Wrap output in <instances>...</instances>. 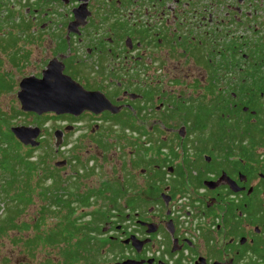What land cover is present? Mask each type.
I'll return each instance as SVG.
<instances>
[{
  "label": "flooded vegetation",
  "instance_id": "obj_1",
  "mask_svg": "<svg viewBox=\"0 0 264 264\" xmlns=\"http://www.w3.org/2000/svg\"><path fill=\"white\" fill-rule=\"evenodd\" d=\"M257 8L264 0H0L9 61L28 58L19 42L31 36L49 47L39 72H0V90L17 98L23 79L55 62L103 108L43 114L60 122L55 152L71 148L53 167L78 166L82 176L76 150L86 140L84 155L100 168L84 176L101 174L103 184L77 194L54 179L53 191L66 192L50 200L62 219L29 248L61 244L53 264H264ZM17 126L6 131L23 147L10 132ZM37 165L21 167L25 179ZM3 225L0 234L11 218Z\"/></svg>",
  "mask_w": 264,
  "mask_h": 264
},
{
  "label": "rangeland",
  "instance_id": "obj_2",
  "mask_svg": "<svg viewBox=\"0 0 264 264\" xmlns=\"http://www.w3.org/2000/svg\"><path fill=\"white\" fill-rule=\"evenodd\" d=\"M263 14L264 8H257V15L262 16ZM19 44L28 57L24 62L19 61L18 64L11 62L8 59V54L0 51V72L9 74L11 78L8 79L10 80H20L24 75L39 72L41 67L37 66L36 62L41 58V55L42 57L46 55V50L49 48L47 43L42 44L43 49L39 48L41 40L40 43L36 42V38L32 36L26 41L19 42ZM26 62L27 64L25 65ZM17 65H21L20 68ZM15 125L41 128L42 138L38 139L40 142L38 148H32L33 150H31L29 147L20 146L19 154L24 158L25 163L36 165V163L41 161L42 165H37L38 169L32 170V173L26 179L24 176L25 171L16 167V173L19 176L18 180H20L17 184L19 186L18 190L24 192L23 197L26 202L15 200L13 197L15 192L13 191L9 192L5 203L0 202V226L6 219L11 218V227L2 228L0 234V264H42L41 262L46 260L53 264L59 254L57 246H61V244L39 245L33 249L27 245L37 235L46 236L51 232H55L57 229L56 224L62 219L61 216L56 218L53 215L57 212V209L50 205V200L53 196L63 197L66 192L62 190L53 191V188L58 186L57 184V186H52L54 179L59 184L61 182L63 190L68 186V192H72L73 188H76L74 192L77 194H84L88 190H92L94 194L98 188L102 187V176L100 174L99 176L85 177L84 174H88L85 173L86 168L90 169L91 167L97 172L100 167L95 168V166H99L100 162L97 161L98 158L95 155L89 157L84 155L88 146L84 145L86 140H83L79 142L80 144L76 150L78 158L83 163L86 162V165L83 166L84 174L82 176V171L78 170L80 169L78 166L71 169L67 166L60 169L54 168V162L63 157L67 158L71 149L67 144L64 148L60 147L58 153L55 152L53 131L59 128L60 122L55 121L49 114L37 117L21 112L15 89L11 92L0 90V129L5 132L10 126ZM77 137L78 135L75 136L74 140H78ZM70 140L67 138V142ZM28 154L29 157H27ZM93 159L96 162H92ZM75 170L79 171L80 177L73 174ZM0 183H2L1 179ZM46 196H50L49 199Z\"/></svg>",
  "mask_w": 264,
  "mask_h": 264
},
{
  "label": "water",
  "instance_id": "obj_3",
  "mask_svg": "<svg viewBox=\"0 0 264 264\" xmlns=\"http://www.w3.org/2000/svg\"><path fill=\"white\" fill-rule=\"evenodd\" d=\"M84 6V5H83ZM51 62L40 79L25 78L20 82L17 99L20 110L41 116L45 113L77 115L84 110L98 111L96 93L85 92L78 84L62 74V66ZM95 101V102H94ZM11 134L24 146L36 147L38 127L17 126L10 129ZM61 132H55L57 147ZM59 139V140H58Z\"/></svg>",
  "mask_w": 264,
  "mask_h": 264
},
{
  "label": "trees",
  "instance_id": "obj_4",
  "mask_svg": "<svg viewBox=\"0 0 264 264\" xmlns=\"http://www.w3.org/2000/svg\"><path fill=\"white\" fill-rule=\"evenodd\" d=\"M255 42V45L258 44L259 47L257 51L252 52V54H262V56L259 57V62L264 66V43L261 41V37H258ZM260 46H262V48ZM19 151L20 147L12 140L11 135L7 131L3 132L2 129H0V179L2 182L0 183V202H6L10 191L15 192L13 194L15 200L18 202H26L22 194L23 191L21 193V191L18 190L19 186H17V184L20 180H18L19 176L16 173V167L19 169L26 166L24 169L30 170V165H32V163H25ZM27 157H29V154ZM9 220L10 219H6L2 225L9 222ZM1 227L2 226H0V228Z\"/></svg>",
  "mask_w": 264,
  "mask_h": 264
}]
</instances>
